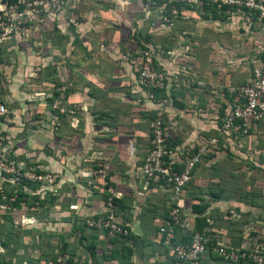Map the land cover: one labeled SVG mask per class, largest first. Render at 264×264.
<instances>
[{"label":"crops","instance_id":"crops-1","mask_svg":"<svg viewBox=\"0 0 264 264\" xmlns=\"http://www.w3.org/2000/svg\"><path fill=\"white\" fill-rule=\"evenodd\" d=\"M106 1L107 8H102V13L98 14V9L95 17L86 20L88 8L78 0L81 7L78 12H71L75 17L71 25L57 21L54 34L46 39L34 31L28 46L17 38L8 39L0 51V99L19 116L13 126L7 127L9 134L18 130L17 139L10 134L15 145L21 141L17 154L25 156L38 150L37 143L27 144L29 137L19 122L20 116L23 119L44 115L46 96L65 87L64 113L58 114L47 106L60 119L55 120L58 127L51 134V152L42 163L57 173L61 170L60 184L69 185L73 193L66 208L71 222L59 228L64 243L53 237L42 242L46 237L39 236L49 230L54 233L58 230L56 225L42 229L37 224L23 223L14 231L0 226V264H47L46 259L59 246L70 252L72 264L168 263L156 233L166 218L168 195L145 185L135 170L147 146V121L159 110L165 117L168 143L181 160L183 151L202 139L218 138L193 171V192L185 201L186 211L199 215L204 222L209 220V227L227 245L241 247L262 240L264 176L254 180L241 171L255 166L252 171L260 168L264 173V143L254 145V139H264V124H251L244 137L218 131L220 112L225 109V87L247 81L250 67L244 62L246 57L257 54L264 60V46L258 34L241 21L225 16L222 20H203L198 9L187 10L173 27L159 33L147 29L148 41L140 36L141 41L152 49L155 68L165 75L164 93H171L179 105L174 107L170 100L162 98L165 103L157 108L144 98L130 68L118 61L129 26L133 31L135 26L144 27V21L149 23L153 13L141 17L134 14L132 0ZM35 34L39 37L33 38ZM189 79L200 81L203 86H191L186 83ZM56 116H51L53 121ZM60 141L65 142L63 147ZM241 155L251 161L241 160ZM38 156L45 155L41 151ZM93 158L98 159L95 168L102 163L108 165L109 186L119 201L116 220L128 230L124 237L106 239L102 233L82 226L88 211H101L106 195L97 182L88 186L89 179L81 170L92 166L85 161ZM78 169L82 176L77 179ZM234 171L242 176L237 178ZM199 206H204L200 214ZM190 219L194 225L196 218ZM38 239H42L40 245ZM87 245H93V257L89 256ZM123 248L130 249L128 257ZM113 251V256L105 257ZM203 264L228 263L214 261V256L207 254Z\"/></svg>","mask_w":264,"mask_h":264},{"label":"built area","instance_id":"built-area-1","mask_svg":"<svg viewBox=\"0 0 264 264\" xmlns=\"http://www.w3.org/2000/svg\"><path fill=\"white\" fill-rule=\"evenodd\" d=\"M164 1L162 7L178 1L188 7L194 5L198 13L202 6L214 7L217 11H222L226 18L241 21L249 30L258 34L264 46V0ZM48 5V0H0V51L8 39H28L30 32L24 25L35 22V15ZM179 10L180 7H170L169 14L173 20L178 19L180 15L184 16L187 11L184 8L181 12ZM158 17L162 22H167L164 15ZM167 25L171 26L168 22ZM120 59L129 66L136 85L144 93V98L157 108L161 107L165 100L155 98L154 92L164 90L165 75L155 68L152 52L147 48L134 49L122 52ZM244 62L250 67L247 81L242 85L225 87V109L218 131L227 136L244 137L251 124H264V60L254 54L246 57ZM186 83L195 87L203 86L202 82L192 79ZM65 90L64 86H60L54 94L46 96V99L51 98L47 106L56 113L64 112ZM18 117L11 107L0 99V198L8 201H13L16 195H8L2 192V189L7 190L9 184L16 187L21 180V161L15 154L17 144H14L7 130V127L11 126L9 124L16 122ZM165 123V117L160 110L148 119L147 146L135 170L145 185L159 188L168 195L166 218L156 230L159 243L168 259L166 264H203L207 254L213 255L214 261L228 264H264V238L248 246L227 245L219 233L209 227L210 221L207 219V226L201 232L193 230L194 225L190 218L200 216L190 210L187 212L185 208V201L190 200L189 195L193 192V171L210 152V148L217 144L218 138L210 136L202 139L193 148L183 151L181 160L168 143L169 133ZM108 174L106 163L87 173L88 186L97 182L106 195L101 211H88L82 226L102 233L106 239H114L126 236L128 230L116 220L117 211L112 204L114 197ZM0 209L4 210L5 207L0 206ZM177 228L185 238L183 242H178L175 235ZM48 264H72L70 252L61 246L56 247Z\"/></svg>","mask_w":264,"mask_h":264},{"label":"rangeland","instance_id":"rangeland-1","mask_svg":"<svg viewBox=\"0 0 264 264\" xmlns=\"http://www.w3.org/2000/svg\"><path fill=\"white\" fill-rule=\"evenodd\" d=\"M84 2L83 7L88 8L87 9V16L86 20H88L91 17H95L94 14L98 10V14L102 13V8H107V6L104 7L106 0H81ZM106 1V2H105ZM131 1V0H130ZM134 1L135 10H132L134 14H138L139 17L143 16L144 14L153 13V17H150L149 23H146L144 21V24L142 27L141 25L135 26L136 29H134L132 26L129 34H126L124 36L125 44L127 42V46L125 44H122L120 46V52H129L131 50H137L141 49V46L143 49H148L152 52V49L146 45V42H142L140 36L142 37L141 33L144 34L148 31H152L154 33L161 32L165 28L173 27L175 24V21L169 14V9L171 6L180 7V12L183 10H191V12L196 11V7L193 5L191 7L185 6V4L174 1L170 4L165 5L162 7V3H165L164 0H132ZM49 5L46 9H42L38 14L35 15V22L25 24L24 27L29 29V37L23 42V45L28 46L30 41H33L32 39V33L35 31V33H42V36L45 37V39L50 36L51 34H54L56 28L55 25L58 24V22L64 21L66 23L65 25H71V19H74L71 15L72 11H77L80 9L81 4L78 2V0H48ZM58 7V8H57ZM85 8V9H86ZM84 9V10H85ZM105 12V10H104ZM159 15H164L165 19L168 23L171 24V26L167 25V22H162ZM180 15V13H179ZM182 15L178 17L181 18ZM77 17V16H76ZM58 21V22H57ZM125 25H129L127 21H124ZM89 23L87 24V26ZM148 26V27H146ZM104 36V34L100 35ZM39 37L38 35H33V38ZM44 41V38H41ZM46 41V40H45ZM119 49V46L116 48ZM92 52V47L90 48ZM118 51V52H119ZM120 53V54H121ZM153 53V52H152ZM120 54H118V61L122 64H126L121 61ZM195 54V53H194ZM114 56V55H113ZM195 56H198L197 53ZM92 59V55H90ZM114 59V57H113ZM93 63V61H91ZM119 64V63H117ZM154 64V62H153ZM127 65V64H126ZM128 66V65H127ZM155 66V65H154ZM129 67V66H128ZM48 96V95H47ZM48 103V101H47ZM46 113L43 115L38 114L37 116H25L23 119L20 116V123L22 127H26V136H28L29 140L27 141V144H31L33 142L37 143L38 150H31V153H25L24 155H21V152L19 154L16 153V150H21V141L20 144H18L17 148L15 149V154L18 155V159L21 161V180L15 187L13 184H9L7 186V190H3L2 192L7 193L10 195V193H14L16 195L15 199L13 201L3 200L0 198V206H4L5 209H0V226L4 227L5 229L9 228H15V227H21V224L23 223H30L28 225H40L42 226V229L44 227L50 226V224L56 225L58 230L54 231V233L50 232H42L39 234V236H45L46 238L38 239L39 245L45 241H49L51 237L52 239H57L59 243H64V239L62 238V232L59 230L62 225H68L70 224L69 216L66 213V208L68 207V203L71 200V197L73 195L72 190L70 189V186L66 184H60V178L62 175L61 170H58V173L55 172L52 168H49L47 165L43 166L42 161H44L45 158H48L50 151V144L53 142V138L51 137L52 131L55 128V126L58 127V124L55 120L59 121V117L56 116L55 113H53L51 110L48 109V107L45 105ZM64 113V112H63ZM61 113V114H63ZM60 114V113H58ZM56 116V119L51 118V116ZM61 116V115H60ZM63 116V115H62ZM51 118V119H50ZM58 118V119H57ZM52 120V121H50ZM47 124H49L47 126ZM13 126V124H9ZM10 127V126H8ZM17 127V126H16ZM95 125L92 126L94 128ZM17 131L10 132V134L17 139L19 135H17ZM64 142V141H63ZM62 141H60V146H64ZM65 143V142H64ZM262 143H264V139L257 138L254 139V145L260 146ZM26 144V143H25ZM36 146V147H37ZM32 148V147H31ZM45 150V151H43ZM44 153V158H41L38 156V153L40 155V152ZM258 153V152H257ZM60 153H58L59 155ZM38 156V157H37ZM60 156V155H59ZM243 155H241L242 157ZM246 157V156H245ZM246 159L249 160L247 157ZM243 157L241 160H246ZM246 160V161H247ZM86 163L93 164L92 166L86 168V166H83L81 169L83 172H85L86 177L87 173L93 169H96L95 166L98 163V159L93 158L87 161ZM42 164V166H41ZM255 166H251L250 169H243L241 173L243 175L246 174V177H252L254 180H260L259 176H264V173H261L262 171L260 168L252 171V168ZM77 170L76 176L77 179L80 178L82 175L78 174ZM235 175H237V178L242 176L241 174H236L239 172L234 171ZM61 174V175H60ZM240 175V176H238ZM245 177V178H246ZM80 180V179H79ZM21 193H20V191ZM19 195V196H18ZM18 196V198H17ZM17 201L18 203L14 205V202ZM254 201V199L250 200ZM238 203V202H237ZM240 203V202H239ZM254 202H252L253 204ZM264 207V200H263V206ZM65 228V226L63 227ZM72 229V228H71ZM53 230V229H52ZM74 231V230H73ZM8 232L4 233L7 234ZM17 234H21V231ZM254 235V234H253ZM42 241V242H41ZM20 249H21V244ZM38 246V249L40 251L45 252L42 250V248ZM19 249V250H20ZM47 260V259H46ZM15 264H20V261H13Z\"/></svg>","mask_w":264,"mask_h":264},{"label":"trees","instance_id":"trees-1","mask_svg":"<svg viewBox=\"0 0 264 264\" xmlns=\"http://www.w3.org/2000/svg\"><path fill=\"white\" fill-rule=\"evenodd\" d=\"M200 12H201V13H199V16H200L203 20H209V18H216V19L222 20L223 18H225L224 15H223V13H222V11H217L214 7L202 6ZM142 38H143L144 41H148L146 35H145V36H142ZM141 49H143L142 46H141ZM257 56H258L260 59H262V56H260V55H257ZM154 97H155V98H165V99H167V100H170L171 104H172L174 107L179 108V105H177V104L175 103V101H174V97H173V95H172L171 93L168 94V95H166V94L164 93V90H162V91H157V92H154ZM47 101H48V102H51V98H48ZM220 113H221V115H220V119L218 120V125L220 124L221 116H222V112H220ZM248 131H249V130H248ZM247 134H248V132H247ZM19 191H20V190H19ZM20 193H21V191H20ZM18 196H19V195H18ZM18 196H17V198H18ZM118 202H119V201H118L117 199L112 198V204H113L115 207L118 205ZM17 203H18V202L15 201V202H14V205H16ZM203 210H204V206H201V207L199 206V209H198V211H197L198 214H200ZM205 227H206V224H205V222H204V219L196 217V219H195V223H194V226H193V230L198 231V232H201V231L203 230V228H205ZM17 228H18V227L11 228V230H12V231L17 230ZM175 235H176V237H177V239H178V242H183V240H185V238H183V235H181V232H180V230H179L178 228L175 229ZM127 237H128V236H127ZM62 248L64 249V247H62ZM86 250H87L89 256H90V257H93V254H94V247H93V245H87V246H86ZM122 250H125V254H124V255L127 256V257H128V256L130 255V253H131L130 249H128V248H123ZM115 253H116V252L113 251V252L110 253V255L105 256V257L107 258V257L113 256V254H115ZM52 255H53V254H51V255L49 256V258L47 259L48 262L52 259ZM48 262H47V264H48Z\"/></svg>","mask_w":264,"mask_h":264}]
</instances>
